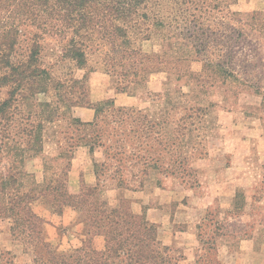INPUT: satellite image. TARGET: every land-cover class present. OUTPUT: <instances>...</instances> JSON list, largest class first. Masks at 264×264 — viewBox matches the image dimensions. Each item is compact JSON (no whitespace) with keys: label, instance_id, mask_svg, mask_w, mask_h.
Returning <instances> with one entry per match:
<instances>
[{"label":"rangeland","instance_id":"obj_1","mask_svg":"<svg viewBox=\"0 0 264 264\" xmlns=\"http://www.w3.org/2000/svg\"><path fill=\"white\" fill-rule=\"evenodd\" d=\"M166 10L158 25L141 16L123 24L130 48L149 56L143 76L124 81L132 56L122 55L126 46L119 38L113 45L96 25L81 27L74 39L85 64L78 68L63 54L71 31L63 35L44 29L45 22L60 28L58 20H47L40 11L37 17L29 12L4 17L2 9L0 23L6 19L18 26L12 60L24 61L37 43L36 65L51 80L46 92L15 102L13 115L0 122V173L10 168L17 179L13 189L20 193L33 183L59 181L73 195L96 186V197L107 207L122 204L153 223L176 264H264V0H237L231 6L242 23L229 22L241 26L246 41L233 46L237 57L230 65L233 75L226 78L216 66L203 65L207 57L185 38L180 17ZM72 80L82 81L83 101L111 99L115 106L140 111L138 141L123 134L116 142L121 132L110 125L104 137L110 149L95 145L90 151L72 118L92 121L93 109L78 105L83 103L68 108L60 100ZM7 90L0 87V101ZM81 95L76 86L67 94L72 99ZM43 102L50 104L51 119ZM38 122L41 150L16 155V147H25L33 134L26 136L27 130L34 132ZM133 144L139 146L138 158L122 154L119 165V155H110L120 150L117 146L129 154ZM116 167L122 178L114 175ZM33 210L53 247L69 252L79 245L82 217L77 210L65 206L59 214L41 199ZM9 222L0 220V264H36L32 251L12 239Z\"/></svg>","mask_w":264,"mask_h":264},{"label":"trees","instance_id":"obj_2","mask_svg":"<svg viewBox=\"0 0 264 264\" xmlns=\"http://www.w3.org/2000/svg\"><path fill=\"white\" fill-rule=\"evenodd\" d=\"M236 2L237 0H0V11L4 9V17H9L15 12L22 14L29 12L37 17L40 11L46 19L58 20L60 28L45 22L44 29L56 30L63 35L65 29L71 31L73 36L63 49V54L74 61L78 68L85 64V53L74 36L78 35L81 27L89 28L90 25H96L103 30L107 38L111 39L113 45L116 39L121 40V44L126 46L122 55L132 56V61L127 64L122 74V79L126 81V77L130 75L135 78L143 76L149 56L143 55L138 48H130L128 26L123 24L131 23L141 16L152 17L153 25H158L161 16H165L166 7L168 14L180 17V21L175 18L176 22L179 21V25L185 30L183 32L185 38L193 42L195 51L207 57L203 65L216 66L217 73L226 78L227 75H233L230 65L237 57L233 46L246 41L241 26L229 22L233 19L239 24L242 23L239 12L231 10V6ZM115 19L121 20V23H111ZM77 20H81L79 24H76ZM17 34L18 26L7 24L6 19H3L0 23V37L5 40V44L3 42L0 44V87L8 86V90L6 98L0 101V122L10 119L15 102L18 105L20 100L46 92L51 80L50 73L36 65V57L39 54L37 43L32 44L24 61L12 60ZM212 54L215 61L211 60ZM72 82L73 86L80 89L82 95L76 99L67 96L73 87L70 85L69 89L67 87L64 89L65 93L60 100L68 108L83 103L78 105L93 109L92 121L82 122L79 118H72L73 123L79 129L82 128L83 135L80 141L89 146L90 151L95 145L110 149V145L104 140L106 134H109L107 126L110 125L117 127L112 126L114 131L121 132L117 134L116 142L123 139V134L132 138L130 142L138 141L140 111L115 106L111 99L96 104H91L88 100L83 101L86 89L82 81ZM58 86L63 85L59 83ZM41 105L49 112L46 119H51L52 110L48 109L50 104L43 102ZM149 122L152 123L151 120ZM41 125V122H38L34 132L27 130L26 136L31 132L33 134L29 135L30 139L25 147H16V155H22L24 150L34 154L41 150L39 133ZM125 130L130 134L125 133ZM117 147H120V150L110 155L113 157L119 155L117 159L119 165L123 163L120 157L122 154L123 158L139 157L137 152L139 146L136 144L131 145L129 154L125 153L122 146ZM117 169L116 167L114 175L121 177ZM9 171L10 168L6 173H0V220L10 221L8 228L12 239L20 241L26 249L32 251L36 264H108L110 261H116L118 264L177 263V259L170 254V248L159 240L153 223L148 222L142 215L133 214L122 204L107 207L104 201L96 197V186L84 188L80 193L73 195L68 193L64 183L59 181L42 185L33 183L27 192L20 193L18 189H13L17 180L16 174ZM40 199L59 214L65 206L81 214L82 227L79 233L81 238L77 247L69 252H61L42 236V218L33 210V203ZM6 264L10 262L6 261Z\"/></svg>","mask_w":264,"mask_h":264}]
</instances>
